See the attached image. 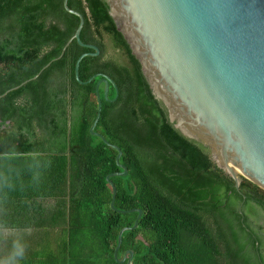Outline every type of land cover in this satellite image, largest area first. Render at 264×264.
Returning <instances> with one entry per match:
<instances>
[{
    "label": "trees",
    "instance_id": "trees-1",
    "mask_svg": "<svg viewBox=\"0 0 264 264\" xmlns=\"http://www.w3.org/2000/svg\"><path fill=\"white\" fill-rule=\"evenodd\" d=\"M68 6L83 16L81 42L99 49L79 64L82 82L94 76L88 83L76 80L75 64L93 50L75 39L64 49L79 18L63 0H0V228L32 230L0 234V262L19 240L15 264H127L114 250L138 215L121 211L136 209L118 260L131 250L130 264H264L263 238L245 213L249 202L264 209V192L244 181L237 190L170 126L104 0ZM100 74L117 88L108 99L117 96L106 101L99 85L94 131L127 168L110 177L115 209L106 176L122 172L117 150L89 131Z\"/></svg>",
    "mask_w": 264,
    "mask_h": 264
},
{
    "label": "water",
    "instance_id": "water-1",
    "mask_svg": "<svg viewBox=\"0 0 264 264\" xmlns=\"http://www.w3.org/2000/svg\"><path fill=\"white\" fill-rule=\"evenodd\" d=\"M104 1L170 126L232 179L237 190L244 181L264 192V0ZM63 7L79 18L64 49L75 39L93 50L75 64L76 80L88 83L94 76L82 82L79 64L86 55H98L99 49L80 40L83 16L69 8L68 0H63ZM100 76L98 112L89 131L117 150L122 172L106 176L115 209L116 187L110 177L126 175L127 168L119 163L120 148L94 131L101 109L99 85L104 84L106 101L117 96L108 99L109 85H116L109 76ZM132 211L138 212L133 226L118 234L114 258L119 263L127 254V264L132 258L128 250L117 259L122 233L135 229L141 215L136 209L121 211Z\"/></svg>",
    "mask_w": 264,
    "mask_h": 264
},
{
    "label": "rangeland",
    "instance_id": "rangeland-1",
    "mask_svg": "<svg viewBox=\"0 0 264 264\" xmlns=\"http://www.w3.org/2000/svg\"><path fill=\"white\" fill-rule=\"evenodd\" d=\"M107 57L108 58H114L118 60L119 62H122V58L118 55V53L114 52V50L111 48V46H108L107 50ZM46 204H51L52 200H46ZM245 213L248 215V218L250 219V223L252 224V227L255 230H259L260 236L263 238V248L262 253L264 256V209L261 207H258L256 204L249 202L246 206ZM32 230L28 231H21V230H11V229H2L0 228V234L3 236H20L24 232L31 233ZM36 244L33 243L32 247ZM43 253V252H42Z\"/></svg>",
    "mask_w": 264,
    "mask_h": 264
},
{
    "label": "clouds",
    "instance_id": "clouds-1",
    "mask_svg": "<svg viewBox=\"0 0 264 264\" xmlns=\"http://www.w3.org/2000/svg\"><path fill=\"white\" fill-rule=\"evenodd\" d=\"M24 250H25V247L21 241L19 240L14 241L13 252H12L11 258L3 262H0V264H15V262L18 259L24 256Z\"/></svg>",
    "mask_w": 264,
    "mask_h": 264
}]
</instances>
